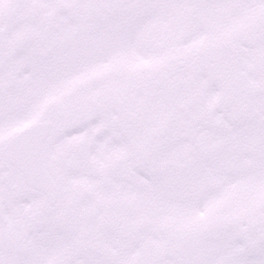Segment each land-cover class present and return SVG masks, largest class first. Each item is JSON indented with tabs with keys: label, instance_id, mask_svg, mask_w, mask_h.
I'll return each instance as SVG.
<instances>
[{
	"label": "snow or ice",
	"instance_id": "snow-or-ice-1",
	"mask_svg": "<svg viewBox=\"0 0 264 264\" xmlns=\"http://www.w3.org/2000/svg\"><path fill=\"white\" fill-rule=\"evenodd\" d=\"M0 264H264V0H0Z\"/></svg>",
	"mask_w": 264,
	"mask_h": 264
}]
</instances>
